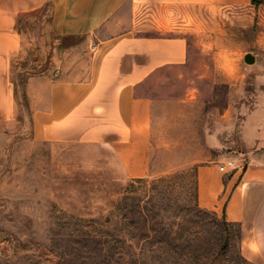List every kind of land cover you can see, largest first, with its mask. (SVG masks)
<instances>
[{
	"label": "rangeland",
	"instance_id": "rangeland-1",
	"mask_svg": "<svg viewBox=\"0 0 264 264\" xmlns=\"http://www.w3.org/2000/svg\"><path fill=\"white\" fill-rule=\"evenodd\" d=\"M134 19L141 35L185 38L188 56L143 84L157 104L149 174L133 179L100 147L34 139L26 85L53 37L37 40L29 22L13 58L17 119L0 120V264H261L224 223L227 191L199 203L198 170L214 166L225 184L237 173L232 187L251 162L242 136L264 132V0H140ZM227 160L238 167L221 172Z\"/></svg>",
	"mask_w": 264,
	"mask_h": 264
},
{
	"label": "crops",
	"instance_id": "crops-1",
	"mask_svg": "<svg viewBox=\"0 0 264 264\" xmlns=\"http://www.w3.org/2000/svg\"><path fill=\"white\" fill-rule=\"evenodd\" d=\"M139 6L140 0H0V120L17 119L13 58L31 43L35 20L36 39L53 38L48 51L41 49L49 62L26 85L34 139L100 147L127 179L148 176L157 101L141 90L158 70L184 65L188 45L182 36L139 34ZM242 138L251 160L242 177L231 187L237 173L225 184L214 166H200L198 198L208 206L227 191L225 218L240 227L243 256L264 264V132ZM206 142L214 147L220 140L209 135Z\"/></svg>",
	"mask_w": 264,
	"mask_h": 264
},
{
	"label": "trees",
	"instance_id": "trees-1",
	"mask_svg": "<svg viewBox=\"0 0 264 264\" xmlns=\"http://www.w3.org/2000/svg\"><path fill=\"white\" fill-rule=\"evenodd\" d=\"M15 90H17L16 89V85H15ZM196 202H197V196H196ZM197 207H198V205H197ZM226 222L227 223H232V222L227 221V219L225 218L224 223H226ZM240 236H241V232H240ZM99 243H101V241H99ZM104 244H106L107 245V248L111 251V252H108V255L113 254L112 249H111V245H110V241H109V239H107V237L104 239ZM227 247H228V241H227V239H225V241L222 244V247L220 249V253L223 252L224 250H226ZM191 252L195 255L196 249L192 250ZM179 257L180 258H183L184 255H180Z\"/></svg>",
	"mask_w": 264,
	"mask_h": 264
},
{
	"label": "built area",
	"instance_id": "built-area-1",
	"mask_svg": "<svg viewBox=\"0 0 264 264\" xmlns=\"http://www.w3.org/2000/svg\"><path fill=\"white\" fill-rule=\"evenodd\" d=\"M238 165H236L235 160H227L223 165L220 166L221 172H228L229 170L236 169Z\"/></svg>",
	"mask_w": 264,
	"mask_h": 264
},
{
	"label": "water",
	"instance_id": "water-1",
	"mask_svg": "<svg viewBox=\"0 0 264 264\" xmlns=\"http://www.w3.org/2000/svg\"><path fill=\"white\" fill-rule=\"evenodd\" d=\"M244 59H245V62L248 64H253L255 62V57L252 53H247Z\"/></svg>",
	"mask_w": 264,
	"mask_h": 264
}]
</instances>
